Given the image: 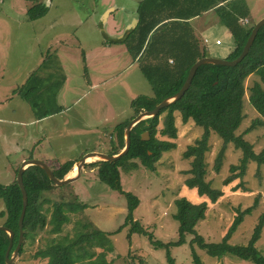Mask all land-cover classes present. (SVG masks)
I'll list each match as a JSON object with an SVG mask.
<instances>
[{
    "label": "rangeland",
    "instance_id": "1",
    "mask_svg": "<svg viewBox=\"0 0 264 264\" xmlns=\"http://www.w3.org/2000/svg\"><path fill=\"white\" fill-rule=\"evenodd\" d=\"M137 1L94 0L90 4L88 0H42L47 7L46 14L40 19L27 22L23 20V12L34 4L33 0H0V41L9 34L12 50L16 56H21L22 66L27 67L32 63L33 65L40 63L48 52H57L60 48L56 59L59 60V55L62 52L66 53L61 55V62L68 74V82L61 92L65 93L67 89L73 90L66 93V100L69 101L72 97L71 94H77L81 87L90 89L89 85L92 84L95 85V90L90 95L95 101L101 103L98 117L106 116L109 121L110 119L114 121L113 118L116 116L130 119L134 116L130 107L131 101L138 96L150 97L153 95L150 82L140 70L143 61L133 62L134 60L122 44H112L110 50L100 51L96 59L92 58L94 54L91 49L104 45L103 33L114 40L122 37L129 24L134 20L131 19L130 23L126 24L128 15L131 16V13H134L137 8ZM248 2L253 13L251 23L257 22L264 14V0H248ZM109 9L114 10L107 18L104 30L101 31L99 25L101 18ZM23 27L29 28L35 35L26 30L27 28L23 32L21 30ZM190 27L198 37L209 30L214 36L221 37L223 45L220 50H226L230 43L213 11L193 19L190 22ZM27 35L32 36V43L27 44ZM83 54L91 63L88 67L81 62ZM3 70L4 73L0 70L1 78L3 77L0 84L2 85L0 105L4 107L2 115L8 119L16 116L24 119L30 106L22 103L17 94L9 95L7 93L8 96L4 95L7 87L11 85L10 64H7ZM24 81L26 80H22V83ZM256 82H259L256 76H250L244 82V117L235 134L242 135L244 140L252 145L253 151L259 154L264 150V124L259 123L260 116L248 102L250 88ZM41 94L44 98L53 97L48 95V92ZM37 96H33V98L36 99ZM91 97L89 96L88 100H92ZM85 102L86 98H82L80 104H85ZM18 104L20 108L15 112V106ZM163 118L164 115L159 117L158 127L155 130L156 140L173 142L175 148L163 153L154 172L144 169L138 163L135 170L120 169L122 191L136 196L139 200V205L133 213L134 220L147 232L152 233L155 240L164 244L170 243L177 240L178 223L172 218L176 212L174 201L185 198L192 205L206 203L205 217L197 224L195 230L206 243H219L234 221L236 210L243 211L249 208L253 205L258 194L264 193V165L258 167L254 162L249 163L243 177H235L225 185L224 181L227 178L240 173V170H237L232 174L230 167L239 165L241 151L235 149L232 144H228L222 157L220 171L219 173L214 172V160L222 146V141L212 133L208 142L209 148L205 154L207 166L205 181L209 182L213 189L221 191L222 196L216 203L211 204L205 197L198 196L195 190L184 185V181L189 177L186 172L190 168L191 160L183 159V153L189 145H193L194 141L201 137L203 129L191 121L183 124L180 114L175 112L176 139L170 140L158 134V130L163 127ZM2 126L5 131L10 127L9 123H4ZM111 127L112 124L109 123L106 130L100 129L99 131L98 135L103 145L99 148V153H110L111 142L108 136L111 131L108 129ZM88 141L89 139L84 137L78 143L77 151H81L80 155L86 154V150H81L83 146L80 145H86ZM11 145L16 144L8 141L6 145L4 144L3 154L0 153V185L2 186L11 185L16 181V171L22 163L20 162L22 158L38 156L36 148L29 152L21 151L19 147H10ZM62 153H66V151ZM57 159L61 164L67 161L63 157ZM45 162L51 170L61 165L53 164L58 160L49 162L45 160ZM93 162L96 161L90 163ZM74 170L76 171V169ZM44 197L49 200V203L42 207V212L47 220L51 218L54 203L74 206L73 211H70L71 208L65 207L69 223L63 226L59 234H52L49 225L31 239L27 241L23 239L18 255L14 257L12 264H47V260L39 259L36 255L46 249L51 240L55 244L69 245L80 234H90L95 230L108 234L104 247H99L95 241L75 247L78 255H86L79 264H166L165 251L153 248L147 237L131 234L128 238L131 225L122 227L127 214L125 195L101 183L97 179L96 169H93L92 173L86 170L77 181L71 184L61 187L54 186L51 191L44 193ZM82 205L85 207H80ZM4 210V202L0 199V213ZM263 213L264 201L261 199L258 205L252 209L250 215L244 216L242 223L231 235L229 243L235 246H246L259 216ZM3 223L4 218L0 217V227L3 226ZM190 239L191 237H187V243L182 246L170 248L171 257L176 264L191 263V247L188 244ZM255 247L258 253L264 256V226ZM194 249L202 264H252L231 255L213 258L196 246ZM11 253L12 251H10V256H12Z\"/></svg>",
    "mask_w": 264,
    "mask_h": 264
},
{
    "label": "trees",
    "instance_id": "2",
    "mask_svg": "<svg viewBox=\"0 0 264 264\" xmlns=\"http://www.w3.org/2000/svg\"><path fill=\"white\" fill-rule=\"evenodd\" d=\"M33 1L34 4L26 10L28 21L40 19L47 12V7L42 0ZM210 11L216 13L220 24L231 36L233 48L226 60H235L241 54L256 23H251L249 20L250 13L245 0H138L135 10L138 24L134 30L126 32L121 38L115 40L103 33L105 45L122 44L134 61H143L140 70L150 82L153 91L150 97L138 96L131 101L130 107L134 116L115 126L116 145L108 155H117L124 148V130L135 116L143 111L153 110L164 99L176 94L182 88L195 62L201 58L210 57L204 44L200 43V37L190 27L193 19ZM243 19L249 20V25L242 24ZM81 58L84 60L83 55ZM58 63L56 51L48 52L44 56L41 65L31 73L22 87L21 96L25 101L33 103L32 101L35 100L33 96L39 95L41 88L48 90V94H55L62 87L65 77ZM46 70H50L49 75L41 78ZM54 74L59 76L55 78ZM250 76H256L259 82L250 88L248 102L260 116L259 123L264 124V25L259 29L248 55L239 64L234 67L211 64L200 66L188 90L178 101L160 110L154 118L136 124L130 131V148L122 158L114 162L96 161L85 165V169H96L97 179L101 183L125 195L127 214L122 227L131 225L128 238L131 234L147 237L153 248L165 251L166 264H176L171 257L170 248L186 244L187 237H191L188 243L191 247L190 264H202L194 246L213 258L231 255L252 264H264V256L260 255L255 247L264 226V213L259 216L246 246H235L229 243L231 235L242 223L244 216L250 215L260 199L264 200V193L258 194L249 208L243 211L236 210L234 221L219 243H206L195 230L197 224L205 217L207 204L192 205L185 198L176 199L174 201L176 212L172 218L178 223L177 240L164 244L155 240L152 233L147 232L134 220L133 213L139 205V200L130 193H124L120 183V169L135 170L138 163L144 169L154 172L163 153L175 148V143L158 141L155 137L159 117L164 115L163 127L158 130V134L170 140L176 139L175 112L180 114L183 124L191 121L203 129L201 137L195 140L193 145H189L183 153V159L191 160L190 168L186 172L189 177L184 181V185L195 190L198 196L205 197L209 203H216L222 196L221 191L213 189L211 184L205 181L207 174L205 154L208 151V142L212 133L222 141V146L214 160V172L219 173L222 157L228 144H232L235 149L241 151L239 165L230 167L232 174L237 170H240V173L227 178L224 181L225 185L235 177H243L249 163L254 162L258 167L264 165V150L256 154L252 145L245 141L242 135L235 134L244 117V82ZM144 132L148 133V140L141 139ZM73 166L74 162L67 161L52 172L57 179L63 180L72 171ZM22 178L28 199L22 226L23 239L26 241L31 239L49 225L52 234H59L63 226L69 223L65 207L73 211L74 206L54 203L51 218L47 220L42 207L49 203V200L44 197V193L54 188L53 183L45 172L36 166L28 167ZM0 199L5 206V210L0 213V217L4 218L3 226L14 233L11 248L13 251L19 237L18 219L22 208V196L16 181L8 186L0 185ZM107 237L108 234L95 230L90 234H80L69 245L55 244L51 240L50 245L38 252L36 257L47 260V264H79L86 255H78L75 247L95 241L99 247L103 248ZM8 244V235L0 231V264H6L5 252Z\"/></svg>",
    "mask_w": 264,
    "mask_h": 264
},
{
    "label": "crops",
    "instance_id": "3",
    "mask_svg": "<svg viewBox=\"0 0 264 264\" xmlns=\"http://www.w3.org/2000/svg\"><path fill=\"white\" fill-rule=\"evenodd\" d=\"M92 1L94 0H88L90 4H92ZM245 3L250 13L249 20L253 21V15H252L253 13L251 10V6L248 0H245ZM91 8H93V6H91ZM23 13H24L23 20L28 22V20L26 19V9L24 10ZM131 14H132L131 16L128 15L126 24H129L131 19H136L135 11L134 13H131ZM262 17H264V14L261 15L260 18ZM260 18L258 20H260ZM217 20H218V17H217ZM249 20L243 19L242 22L247 21L246 25H248ZM29 22H32V21H29ZM99 25L101 28V24ZM25 28L27 27H23L21 30H23L24 32ZM222 29L224 31L225 37H228L230 41L226 50H220V47H222L223 45V40L221 39V37L214 36L210 30L208 32L205 31L202 35L199 36L202 39V42L207 50V53L208 54L210 53L209 54L210 57L214 56V57L223 58V59L225 57L227 58L228 54L233 48L230 33L223 26H222ZM26 30H29V28H27ZM30 32L33 33V31H30ZM33 34L35 35V33ZM27 36H28L27 44L32 43L33 41V38H31L32 36L31 35H27ZM9 40H11V36L8 34L2 39V41H0V45H1L0 55L1 53H3V55H1L0 57V70L4 73L3 68H6L7 64H10L11 70H12V73L10 75L11 85L7 87L6 94L4 95L8 96L7 93L9 95L17 94V97L20 99V101H22V103L28 104L31 108L27 105L29 109L24 119H20L16 115H14L16 116L15 118L8 119L7 117H3L2 112H3L4 107L0 105V153L3 154L2 150H3L4 144L6 145L8 141H10L16 144V145H11L10 147H13V146L14 148L19 147L21 151L24 150V151L30 152V150L34 148L38 150L37 151L38 156L34 158L29 157L27 159H25L24 157L21 159L20 162H23L24 160H28V159L41 160L44 163H46L45 160L47 162L52 161V160L53 161L58 160V162L53 163V164H61V162L57 158L63 157V158H66L67 161L74 162V166L71 171L73 172L76 162H78V160L83 156V155H80V152H81L80 150L77 151V149H79L78 143H80L84 139V137H86V139H89V141L86 143V145H82V144L80 145V146H83L81 147L83 148L81 150H86V153L87 152H100L99 148L102 147L103 145H102V141L100 140V136L98 134H99L100 129L106 130L107 129L106 126L109 123L112 124V127L108 129L111 131L110 136H108V139L111 142L110 150L114 148V145H116V137L114 134V128L119 123L127 120V118L123 119L119 116H116L113 118L114 121H111V119L109 121L106 118V116L98 117L99 109H101V103L99 101H95L90 95L92 91L95 90L94 89L95 85H92V84L89 85L90 89H87L86 87H81L80 91L77 94H73V93L71 94L72 97L69 99V101L66 100V93H70L73 91V90L67 89L65 93L61 92L65 84H67L68 82L67 71L61 62V55H64L66 53L62 52V54L59 55V60L57 58L59 62L58 63L59 67L61 68L62 74L65 77L62 87L58 89L55 94L54 93L48 94L50 96H53L49 98H44L43 95L41 94L43 92H48V90L45 91L43 88H41L39 90L40 92L39 95L38 96L36 95L37 98L34 101H32L33 103H30V102L25 101L22 98L21 96L22 87L25 85L31 73H33L41 65L43 59L40 63H36V65H33L32 63L28 67L25 65L22 66V62H21L22 58L21 56L20 57L16 56V53L12 50V44L11 42L9 43ZM217 41H219L220 44H216ZM110 49H111V45L104 44L99 47L96 46L91 49V52H93L94 54L92 58L96 59V56H98V53L100 51L110 50ZM59 51H60V48L56 52V55ZM83 57H84V60H82L81 58V62L84 63L86 67L90 66L91 63L84 54H83ZM5 58H6V61H5ZM170 61L171 60H169V63ZM133 62L139 63L138 60H135ZM48 72L50 73V70H46L45 75L43 77L41 76L39 77L41 78L47 77L49 75ZM58 76L59 75L56 74L54 77L56 78ZM2 79L3 77L1 78V75H0V84L2 82ZM24 79L26 81H24L25 83L24 82L22 83V80ZM21 84L23 85L20 87ZM1 88H2V85H0V91H1ZM60 92L62 93L61 95H60ZM89 96L92 98V100H88ZM82 98H86L85 104H80ZM26 104H23V105H26ZM19 108H20L19 104L15 106V112ZM4 123H9L10 127H8L7 131H5L4 127L2 126V124ZM64 151H66V153H62ZM86 170L88 169H85L84 167L82 174ZM88 171H90L91 173L93 172V170H88ZM71 172L68 173L65 178L72 176Z\"/></svg>",
    "mask_w": 264,
    "mask_h": 264
},
{
    "label": "water",
    "instance_id": "4",
    "mask_svg": "<svg viewBox=\"0 0 264 264\" xmlns=\"http://www.w3.org/2000/svg\"><path fill=\"white\" fill-rule=\"evenodd\" d=\"M113 10L114 9H109L107 12H105L103 14V16L101 18V22H100L101 31L104 30L105 25H106V20ZM137 24H138V20L134 19L132 21V23L129 25L126 32L134 30L135 27L137 26ZM263 25H264V18H261L260 20H258L255 23V25L253 26V28L251 30L250 36L248 37V39H247V41L243 47L241 54L235 60L228 61L226 59H219V58H214V57H204V58L197 60L195 62V64L190 68L189 73L186 77V80H185L182 88L176 94L164 99L153 110L143 111V112L139 113L137 116H135L129 122L127 128L124 130V148L117 155H108V154H102L99 152H88L84 156H82L78 160V162H76V164H75V167H76L75 175L64 178L63 180L57 179L54 176L52 170L44 162H42L40 160H36V159L24 160L20 164L19 169L17 171V175H16V184L19 187L20 192H21V196H22V208H21L19 219H18L19 237H18L16 247L11 253L12 256H10V251L12 248V241H13L14 233L12 232V230H10L4 226L0 227V231H4L9 237V244H8L7 250L5 252L6 264H12L13 259L15 256L18 255L19 249H20L21 244L23 242L22 226H23V220H24V216H25V212H26V208H27L28 199H27V194H26V191L24 188L22 177H23L24 171L28 167L36 166V167L41 168L45 172L48 179L53 183L54 186L61 187V186H65V185H68V184H71V183L77 181L80 178L85 165L89 164L92 161H105V162L118 161L120 158H122L128 152V150L130 148V131L136 124H138L141 121L154 118L155 116L158 115L160 110L167 108L168 106H170V105L174 104L176 101H178L182 97V95L188 90V88L191 84V81H192L197 69L200 66L206 65V64H211V65L224 66V67H234L237 64H239L248 55L249 50L252 47V44L255 40V37H256L258 31ZM141 139L142 140H148V133L144 132L142 134Z\"/></svg>",
    "mask_w": 264,
    "mask_h": 264
},
{
    "label": "built area",
    "instance_id": "5",
    "mask_svg": "<svg viewBox=\"0 0 264 264\" xmlns=\"http://www.w3.org/2000/svg\"><path fill=\"white\" fill-rule=\"evenodd\" d=\"M246 23H247V21L242 22V24H244V25H246ZM216 44H220V42L217 41ZM170 63H172V61H170Z\"/></svg>",
    "mask_w": 264,
    "mask_h": 264
},
{
    "label": "bare ground",
    "instance_id": "6",
    "mask_svg": "<svg viewBox=\"0 0 264 264\" xmlns=\"http://www.w3.org/2000/svg\"><path fill=\"white\" fill-rule=\"evenodd\" d=\"M74 169H76V167H75ZM74 171H75V170H74ZM75 173H76V171L74 172V174H73V172H71V175L73 176V175H75Z\"/></svg>",
    "mask_w": 264,
    "mask_h": 264
}]
</instances>
